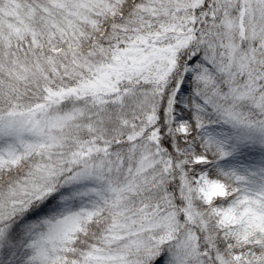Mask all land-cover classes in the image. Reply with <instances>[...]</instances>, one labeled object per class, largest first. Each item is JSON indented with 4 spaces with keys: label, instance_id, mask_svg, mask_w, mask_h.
<instances>
[{
    "label": "snow or ice",
    "instance_id": "1",
    "mask_svg": "<svg viewBox=\"0 0 264 264\" xmlns=\"http://www.w3.org/2000/svg\"><path fill=\"white\" fill-rule=\"evenodd\" d=\"M0 264H264V0H0Z\"/></svg>",
    "mask_w": 264,
    "mask_h": 264
}]
</instances>
